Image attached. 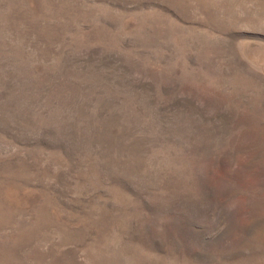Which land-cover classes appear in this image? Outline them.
<instances>
[{"label": "rangeland", "instance_id": "rangeland-1", "mask_svg": "<svg viewBox=\"0 0 264 264\" xmlns=\"http://www.w3.org/2000/svg\"><path fill=\"white\" fill-rule=\"evenodd\" d=\"M0 264H264V0H0Z\"/></svg>", "mask_w": 264, "mask_h": 264}]
</instances>
